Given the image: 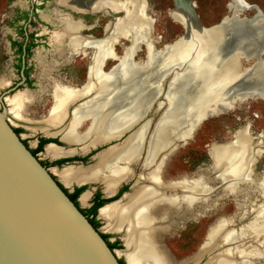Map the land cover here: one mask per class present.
I'll return each mask as SVG.
<instances>
[{
    "label": "bare ground",
    "instance_id": "obj_1",
    "mask_svg": "<svg viewBox=\"0 0 264 264\" xmlns=\"http://www.w3.org/2000/svg\"><path fill=\"white\" fill-rule=\"evenodd\" d=\"M102 5L115 12L122 11L124 15L113 21L109 36L96 43L93 70L98 74L95 65L100 64L105 57L116 60V64L106 77L99 74L101 81L98 92L74 107L72 117L62 133V138L67 142H80L89 136L91 142L103 137L106 139L102 141L109 140L120 134L110 135L129 125L127 129L133 127L134 131L139 126L134 128L137 120L142 117L143 121H149V126L153 127L154 138L149 141L144 158V164H149L160 146L166 148L170 143L169 151H174L180 142L190 137L208 113L232 108V105H238L254 95L251 90L236 92L234 85L238 81H248L264 90V58L259 53L248 54L247 49L242 47L243 41L239 38L229 41L231 36L226 35L227 25L236 21L234 14L252 7L245 0L229 1L228 7L235 17H224L219 26L203 31L193 29L189 37H180L176 42L174 40L158 49H154L150 43L151 21L142 0H100L96 6ZM176 16L181 22L180 14ZM59 20L63 25L60 32L53 34L55 42L60 43L65 39L72 48L87 44L86 39L79 36L78 32L83 28L79 20L73 21L67 13H62ZM119 38L129 42L122 48V54L115 57L112 46ZM139 44L145 47V57L133 61V52ZM6 80L0 77V88L7 84ZM107 80L121 82L117 86H106L103 82ZM163 80H169V90L164 100L157 101L159 84ZM89 89V83L83 90H76L54 82L50 93L52 103L48 121L38 125L39 129L47 132L49 126L60 125L66 106L78 96L86 95ZM260 94L264 95V92ZM119 99L120 107L114 108V102ZM30 101L31 96L25 91H17L5 97L8 113L14 120L23 118ZM162 103L164 105L159 114L155 115L154 111V119H146L150 106L154 104L157 109ZM188 112L192 115L189 116ZM84 118H89L90 124L80 133L77 128ZM146 126L147 123H143L134 133L132 131L129 139L120 147H117L120 144H115L107 148L104 160L97 167L62 168L58 171L60 180L64 184H80L104 175L105 190L110 192L113 184L119 180L118 176L125 172L126 167L120 163H127L137 154ZM45 152L54 158L62 150L54 144H48ZM207 152L211 158L207 171L195 178L171 183L173 188L184 187L185 194L167 195L157 187L139 186L126 203L106 204L100 209V216L106 220L107 228L118 231L124 226V241L128 248L125 253L127 264H170L169 254L158 244L156 231L150 224L153 220L150 208H154L157 202H165L174 209L190 207L197 202L207 206V193L213 189L207 186L210 179L218 181L221 195L226 193L235 196L240 192L251 191L254 196L246 202L252 215L246 218L245 212H242L239 216L244 219L237 221L235 231L227 227L226 218L219 217L207 229L199 255L190 260L196 262L202 252L219 244L220 239L222 243H229L233 238L236 239L234 246L211 255L203 264H247L249 261L256 264L258 259H264V175L254 178L253 172L256 159L264 154V137L261 134L252 136L248 126L244 125L235 130L229 141L210 144ZM167 154L165 152L158 158L147 173L151 181L160 184V169ZM86 197L87 193L82 194L83 202ZM233 252L235 259L231 257Z\"/></svg>",
    "mask_w": 264,
    "mask_h": 264
},
{
    "label": "flooded vegetation",
    "instance_id": "obj_2",
    "mask_svg": "<svg viewBox=\"0 0 264 264\" xmlns=\"http://www.w3.org/2000/svg\"><path fill=\"white\" fill-rule=\"evenodd\" d=\"M100 0H8L10 4V8H15L16 13L13 14H4L6 18L7 27H2L6 29H2L6 38L5 43L7 44L9 51H13V61L11 63L12 68V77H7L5 74H0V77H4L7 81V84L0 88V108L3 104H5V97L11 96L17 91H25V93L31 96V101L28 103L27 107V115L31 114L34 110L31 108V105L34 106H42L43 114L40 115L39 121H34L33 123L36 124L35 128L36 131L39 133L32 146L29 144V140L26 137L22 136V127L24 126L23 123L30 122L28 118H22L14 125L11 123L14 131L21 136L22 141L25 143L26 146L29 147L30 151L36 155L39 161L46 167H56V170H61L64 167L72 166L82 169H92L97 167L99 164L102 163L104 160V154L107 150V147H110L115 144H120L117 147L125 144L126 141L129 139L132 133H134L143 123H147V126L144 130V134L142 137L141 146L135 156H133L127 163H120L124 164L126 169L125 172L118 176V181L113 184L112 189L110 192L105 190L106 184L103 179H105L104 175H100L95 180H90L88 182L83 183H76L70 182L69 184H64L61 180H58V177L54 175L49 169V171L53 174L54 178L63 186V189L68 194V196L74 201V203L79 207V209L86 215L92 225L99 231L102 237L107 242L108 246L117 251L120 250L121 256L119 255V262L121 264H127L125 253L127 245L124 241V226H121V229L118 231H112L111 229L106 227V220L100 217V209L106 205V203L114 202L110 204H124L128 201L132 192L139 186L146 187L150 186L153 189L159 188L161 192L164 194H171L176 193L177 195L185 194L184 187H176L173 188L171 183L178 182L182 179H191L195 178L199 174L197 173L198 170L202 171V166H197L199 168L197 171L196 169L192 171L191 174L188 172H184L183 170L177 172L176 178L171 177L172 175L169 174V166L170 162L173 157V151H169V144L165 148L163 145L160 146L158 151L155 153L154 160L149 164H144V158L147 152V146L150 140L154 138L152 132L153 127L149 126V121H143L141 117L138 123L134 126V128L139 126L133 131L129 128V126L125 128H121L114 132L109 137L114 135L120 134L118 137L112 140H105V137L99 138L95 142H91L90 136L80 142H72L69 143L62 138V133L65 131L66 125H68L71 117L72 111L77 104L84 101L87 98H91L96 92H98V87L100 84L101 79L99 78V74L102 76H107L110 69L116 64L115 60L110 59L109 57H105L102 59L100 64H96L98 74H95L93 70V56L94 51L96 50V43L107 38L112 29L113 21L122 15V11L115 12L113 9H108L107 6L102 5L101 7H97V3ZM145 3V12L147 13V17L150 18V43L154 49H158L159 47L163 46L167 43L176 42V39L185 35L186 31L184 26L181 24L178 19L172 18L176 20L182 26V33L177 35L175 39H171L170 41H165L162 35L156 33L155 31V21L156 19L152 16V12L150 11L151 0H142ZM170 4L176 8L177 4H181L182 6L193 3L194 10L196 7L195 0H168ZM228 4V3H227ZM249 4V3H248ZM250 6H254L253 4H249ZM24 7V8H23ZM106 8V9H105ZM62 11V12H61ZM173 9L169 11L171 15ZM176 12V11H175ZM196 12V11H195ZM259 12V11H256ZM62 13H67V15L73 20H79L82 24L83 28L79 30V36L81 38H85L87 44L82 45L78 48L70 47L66 40L64 39L60 43L55 42L53 39V34L58 33L62 30V25L59 18ZM177 13V12H176ZM180 14V13H177ZM197 14V13H196ZM198 15V14H197ZM260 15V13L258 14ZM181 18L183 16L180 14ZM188 16V15H187ZM186 16V17H187ZM225 17V16H223ZM222 17V18H223ZM256 14L253 15L252 18H255ZM221 18V19H222ZM189 19V16H188ZM220 19V20H221ZM199 23L201 20L199 19ZM220 20L218 22H220ZM217 22V23H218ZM216 24V23H215ZM191 25V24H189ZM212 25V24H211ZM204 26V25H203ZM210 26V25H209ZM111 27V29H109ZM192 27V26H191ZM207 27V26H206ZM0 33H2L0 31ZM6 33V34H5ZM108 35V36H107ZM66 35L65 37H67ZM107 36V37H105ZM105 37V38H104ZM118 43L112 46V54L115 57H118L122 54V47L128 45V40L124 38L117 39ZM65 44L71 52L64 46L63 54L58 52L57 54L54 53L53 47L60 48ZM86 46L78 53H75L78 49ZM59 50V49H58ZM39 51L41 56L44 58L45 61L54 62L50 64H45L42 59L36 58V53ZM262 53V51H260ZM33 56V57H32ZM132 60L137 61L141 60L145 57V47L142 44H139L132 55ZM82 61V64L79 65L78 62ZM14 72L17 74V77H13ZM59 82L60 84L76 89V90H83L87 83L90 84V89L87 91L86 95L78 96L77 99L71 101L66 106L65 116L57 126H49L46 130L47 132H43L39 129L38 125H42L48 121L49 117V108L52 103L51 99V89L54 82ZM121 81L112 80V81H104L103 83L106 84H113L115 86L119 85ZM107 86V85H106ZM122 99V98H121ZM43 100L44 103L42 102ZM121 100H117L114 102V108L120 107ZM6 105V104H5ZM155 105L152 104L150 106V111L146 112V119L153 117V112H156ZM36 111V110H35ZM145 119V118H144ZM202 119V118H201ZM135 121V122H137ZM143 121V122H142ZM133 122L132 124H134ZM22 123V124H21ZM31 123V122H30ZM142 123V124H140ZM90 124L89 118H84L77 128V131L83 133ZM131 124V125H132ZM127 130V131H124ZM123 131V132H122ZM133 131V132H132ZM132 132V133H131ZM235 132V131H234ZM234 134V133H233ZM251 134V133H250ZM252 135V134H251ZM253 136V135H252ZM233 137V136H232ZM255 137V136H254ZM125 139V140H124ZM48 142L55 143L54 145L62 150L61 154L57 157H51V160L45 152V147L48 145ZM52 144V143H51ZM216 144H223V143H216ZM172 145V143H171ZM165 150H162L164 149ZM109 149V148H108ZM70 151V153H66ZM165 152H168L166 161L162 164L160 169L161 174V182L158 184L157 182L151 181L147 173L153 168L154 163L157 162L158 158L164 155ZM39 154L41 156H39ZM170 158V159H169ZM185 162H188L189 159H185ZM211 164V163H210ZM210 167V165H209ZM254 178H258L257 176ZM210 182L214 183L218 181L208 180L207 186L213 189H219L218 195L209 200L207 206H205L202 202H197V204H193V206L187 207L182 206L179 209H174L171 205L166 204L165 202H157L154 205V208H150L151 215L153 216V220L150 223L152 227H154L156 231V239L158 244L161 246V240H163L164 234L168 235L175 229L176 223L185 218L188 220L190 217L193 219H197V217H205V210H218V208L214 207L217 203V200L221 197V190L219 184L210 185ZM170 186V187H169ZM216 186V187H215ZM90 189H87V188ZM157 187V188H156ZM78 188H82L78 191ZM87 193V197L84 200L83 205L80 204V196L82 193ZM247 194H252L251 191H247ZM234 196V195H233ZM253 197V194H252ZM208 199V198H207ZM247 199V198H246ZM116 202V203H115ZM248 202H246L247 204ZM109 204V205H110ZM104 205V206H102ZM102 206V207H101ZM248 206V205H247ZM101 207V208H100ZM152 207V206H151ZM214 207V208H213ZM100 208V209H99ZM208 217L212 218L210 223L208 224L205 232L204 239L207 234V229L209 226L218 218H214L213 215L215 212H210ZM252 215V214H251ZM222 217V216H221ZM249 216H247L248 218ZM224 218L227 219V227H230L231 230L235 231L237 227L238 215L236 212L225 216ZM184 228L187 227V224L183 225ZM162 235V239L160 240L159 235ZM165 237V236H164ZM203 239V241H204ZM201 242V244L203 243ZM236 243V239L233 238L232 241L229 243L221 242L219 240V244L216 246H211L204 252L200 254L197 258L198 260L206 253H210L209 257L215 253H219L222 250L226 249L228 246H234ZM200 244V246H201ZM199 246V248H200ZM199 248L196 253H194L191 257L194 259L196 256L199 255L200 251ZM166 251V250H165ZM233 259L236 258L235 253L231 255ZM208 258V257H207ZM187 259H191L190 257ZM186 259V260H187ZM195 260V261H198ZM207 260V259H206ZM205 260V261H206ZM185 261V260H184ZM193 261V260H192ZM204 261V262H205ZM182 262L177 264H182ZM170 264L172 261L170 259ZM247 264H251L249 261Z\"/></svg>",
    "mask_w": 264,
    "mask_h": 264
},
{
    "label": "rangeland",
    "instance_id": "obj_3",
    "mask_svg": "<svg viewBox=\"0 0 264 264\" xmlns=\"http://www.w3.org/2000/svg\"><path fill=\"white\" fill-rule=\"evenodd\" d=\"M229 1L230 0H195V11L199 16L201 23L204 26H209L211 24L217 23L223 16L227 15L229 18L235 17L232 15V11H230L228 7L227 3H229ZM245 1L249 4H253L254 6L249 9H243L234 14L236 15V21H232L227 25L226 35L231 36L229 41H234L236 38H239L241 41H243L242 47L243 49H247L246 52L248 54L259 53L260 57L264 58V0ZM151 3L150 11L152 12V16L156 19V33L162 35L165 41L175 39L177 35L182 33V26L176 20L172 19L176 17L177 13L171 12V15L169 14V11L172 9L175 10V8L168 0H151ZM10 7L11 6L8 3V0H0V31L2 32L0 33V74H5L9 78L12 77L11 63L14 59V56L12 54L13 51H9V48L5 43L6 38H4L5 35H3L4 31L2 29L6 28L1 29V26L7 27L4 14L16 13V9L13 8L12 10ZM256 11H259V16ZM255 14L256 17L252 18ZM64 46L67 47L65 44L60 46V48L54 47L52 45L54 53L57 54L60 52V54H63ZM85 47L86 46H83L75 53H78V51H81ZM67 49L71 52L69 47H67ZM260 51H262V53ZM71 54L73 53L71 52ZM36 58L42 59L45 64L54 63L45 61L39 51L36 53ZM78 64L81 65L82 61L79 60ZM13 77H15V79L17 77L15 72ZM234 87L236 92L251 90V92H254V95L249 98H245V100L238 105H232V108L208 113V116L206 115V119H203V121L190 135V137L180 142L177 148L173 151V157L169 166V174L172 175L171 177L176 178L177 172L181 173L182 170L191 174L197 166H202L203 168L202 171H199V168H197V173L207 171L211 163V158L207 152L208 146L213 143H225L229 141L232 138V133H234V131L239 127L247 125L249 132L253 136L256 137L261 134L264 137V95L260 94L263 93L264 90L256 85H251V83L248 81L245 82L242 80L238 81ZM168 90L169 80H163V82L159 84V93L156 98L157 101L164 100L163 98L165 97V94L168 92ZM44 101L45 100L42 102L44 103ZM163 105V103L159 105L155 115L159 114L163 108ZM174 106L175 105H173V107ZM41 107L38 105H31V108L34 111L27 115L26 107V111L23 113V118L27 117L31 123H23L24 126L22 127L21 133L22 136L24 135L26 139L29 140L30 146L33 145L36 136L39 134L36 129H34L36 124L33 122L39 121L40 115L43 114L44 111ZM188 115L191 116L192 113L188 112ZM9 121L14 125L20 123L19 121L14 120L10 115ZM39 156L41 155L39 154ZM47 156L51 159L49 155ZM185 159H189V161L185 162ZM49 169L60 180L61 176L58 175V170H56V167H50ZM253 172L254 177H260L261 175H264V154L256 159V162L253 166ZM210 185L217 186L218 184L217 182H210ZM87 189L90 188L88 187ZM218 192V189H212L209 191L207 193V202H209L210 199L215 198L218 195ZM251 197L252 194L250 193L247 194L240 192L235 194V196L223 193L214 206L215 208H218L217 211H214V209H207L205 210V217H197V219L190 217L188 220L185 218L179 220L176 223L175 229L172 230L170 234H164L165 237L163 236V240H161L163 234H160L159 238L161 240V246L169 254L172 264H177L182 261V264L193 263L187 258H191V256L197 252L201 242L203 241L206 228L212 219L208 217L209 214H211L210 212H215L213 215H211L212 217L214 216V218L221 216L225 217L233 214L234 212H236L238 216L242 212H245L246 216H250L252 212L249 210L246 200ZM81 202L84 203L82 201V196H80V204L83 205ZM242 219H244V217H238L239 222ZM235 223L238 222L235 221ZM185 224H187L186 228L183 227ZM116 252L118 255H122L120 250H117ZM209 255L210 253H206L202 260L196 264H203ZM256 264H264V259H258Z\"/></svg>",
    "mask_w": 264,
    "mask_h": 264
},
{
    "label": "water",
    "instance_id": "obj_4",
    "mask_svg": "<svg viewBox=\"0 0 264 264\" xmlns=\"http://www.w3.org/2000/svg\"><path fill=\"white\" fill-rule=\"evenodd\" d=\"M175 11L183 16L181 24L186 33L181 37L185 38L193 29L203 31L219 26L224 18L206 27L199 23L193 3L177 4ZM51 143L55 144H47ZM110 203L114 202L106 204ZM204 255L192 264L201 261ZM118 258L63 186L14 131L8 108L3 104L0 108V264H121Z\"/></svg>",
    "mask_w": 264,
    "mask_h": 264
},
{
    "label": "trees",
    "instance_id": "obj_5",
    "mask_svg": "<svg viewBox=\"0 0 264 264\" xmlns=\"http://www.w3.org/2000/svg\"><path fill=\"white\" fill-rule=\"evenodd\" d=\"M82 188H78V191H80Z\"/></svg>",
    "mask_w": 264,
    "mask_h": 264
}]
</instances>
